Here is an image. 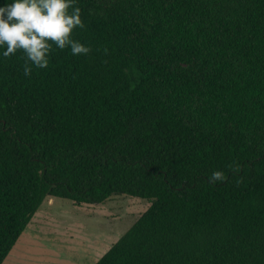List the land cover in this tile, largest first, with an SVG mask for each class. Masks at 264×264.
<instances>
[{
    "label": "trees",
    "instance_id": "obj_1",
    "mask_svg": "<svg viewBox=\"0 0 264 264\" xmlns=\"http://www.w3.org/2000/svg\"><path fill=\"white\" fill-rule=\"evenodd\" d=\"M75 6L89 53L0 55V264L45 199L114 195L151 204L94 264H264V0Z\"/></svg>",
    "mask_w": 264,
    "mask_h": 264
},
{
    "label": "rangeland",
    "instance_id": "obj_2",
    "mask_svg": "<svg viewBox=\"0 0 264 264\" xmlns=\"http://www.w3.org/2000/svg\"><path fill=\"white\" fill-rule=\"evenodd\" d=\"M150 204L130 195H114L100 204L49 197L8 259L11 264H94Z\"/></svg>",
    "mask_w": 264,
    "mask_h": 264
},
{
    "label": "clouds",
    "instance_id": "obj_3",
    "mask_svg": "<svg viewBox=\"0 0 264 264\" xmlns=\"http://www.w3.org/2000/svg\"><path fill=\"white\" fill-rule=\"evenodd\" d=\"M77 0H3L0 3V55L10 56L22 50L24 73L33 66L47 68L53 45L70 48L73 55L87 54L90 46L73 39L77 27L84 26ZM222 171H214L210 180H222Z\"/></svg>",
    "mask_w": 264,
    "mask_h": 264
},
{
    "label": "crops",
    "instance_id": "obj_4",
    "mask_svg": "<svg viewBox=\"0 0 264 264\" xmlns=\"http://www.w3.org/2000/svg\"><path fill=\"white\" fill-rule=\"evenodd\" d=\"M82 253L86 254V253H87V248H85V249L82 251ZM9 254H10V253H9ZM88 255H89V254H88ZM18 257H19V256H18ZM66 257H67V256H66ZM8 258L10 259V255H8V256L6 257V259L3 261L2 264H11L12 261L10 262ZM7 259H8L9 262L7 261ZM66 260H69V259L66 258ZM6 261H7L8 263H7ZM64 264H68V263H64Z\"/></svg>",
    "mask_w": 264,
    "mask_h": 264
}]
</instances>
